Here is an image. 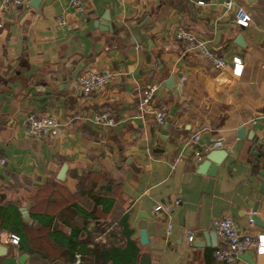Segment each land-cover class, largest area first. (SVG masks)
<instances>
[{
	"label": "crops",
	"instance_id": "0c3cea01",
	"mask_svg": "<svg viewBox=\"0 0 264 264\" xmlns=\"http://www.w3.org/2000/svg\"><path fill=\"white\" fill-rule=\"evenodd\" d=\"M225 1L80 0L83 9L74 11L71 0H39L36 8L26 0L0 7V239L14 233L2 227L3 209L28 214L11 219L20 222L26 250L0 241V264H75L66 245L71 228L81 230L76 243L84 264H101L88 241L102 246L109 240L105 232V241L96 242L91 232L123 216L138 248L135 264L143 254L150 264H264V253L255 250L234 263L213 256L220 243L215 218L227 215L238 229L264 234L249 224L254 203L264 220V193L258 198L264 182V0H230L232 8ZM239 6L251 16L246 27L236 22ZM61 13L65 27L56 23ZM131 26L142 43L132 41ZM179 26L227 60L223 73L185 49L175 37ZM238 34L246 48L234 43ZM146 39L153 43L150 53ZM232 56L243 63L240 76L232 74ZM82 61L84 69L108 70L112 78L99 91L83 93L71 77ZM150 83L157 85L153 106L167 111L161 124L151 108H137ZM101 111L115 124H97ZM31 112L54 116L60 133L27 136ZM239 128L253 137H238ZM223 148L215 174L210 167L200 173L206 153ZM177 197L181 202L170 214L155 213V205ZM76 207L94 218L85 219ZM38 215L52 217L50 227ZM141 229L147 244L140 242ZM186 230L193 231L192 241ZM110 241L124 246L127 240Z\"/></svg>",
	"mask_w": 264,
	"mask_h": 264
},
{
	"label": "built area",
	"instance_id": "2783aa9c",
	"mask_svg": "<svg viewBox=\"0 0 264 264\" xmlns=\"http://www.w3.org/2000/svg\"><path fill=\"white\" fill-rule=\"evenodd\" d=\"M26 0H0V7H11L19 5ZM198 4H204L205 0H197ZM225 7L232 8V2L230 0L223 3ZM71 8L74 11H81L83 6L80 0H71ZM235 19L237 24L242 27L249 25L251 21L250 14L242 6L237 7L235 11ZM56 23L59 27H65L67 25L64 13H61L56 17ZM2 23L0 22V27ZM175 37L179 41L183 42L187 51H194L200 56L207 59L211 67L217 72V74L223 73L228 63L227 60L221 56L216 50L207 47L206 42L196 37L191 31L185 29L182 26L177 27L175 31ZM232 74L240 76L243 70V63L238 56H232L231 58ZM113 73L108 70H96L87 68L82 70L76 77V85L85 94H89L102 89L108 81L112 78ZM157 85L154 83L147 84L141 92L140 100L137 108L140 112H144L151 108L153 114V120L157 124H161L165 121L167 116L166 108L163 105H154L155 94ZM152 106V107H151ZM94 121L101 126H112L115 124V119L107 111H101L94 116ZM254 122V120H252ZM24 132L29 137H50L56 136L60 133L59 121L51 115L29 113L24 122ZM198 134L193 135L191 141H196ZM195 156L198 160L201 159V152H195ZM181 202V198H175L172 203H158L154 207V211L159 214H170L174 206ZM115 224V223H114ZM114 224L112 226H114ZM249 224L252 225V220L249 219ZM109 227L104 232L99 233L92 232L94 241H105V232L112 228ZM214 230L217 234L220 243L215 247L213 256L216 261L224 263H234L240 256L249 250H255L258 254L264 253V234L253 236L250 232L238 229L234 221L227 215L215 218L213 220ZM168 229L171 224H168ZM186 238L188 241L193 239V231L186 230ZM2 243H11L18 245L19 237L15 233H7L5 237H1ZM74 263H82V256L76 252L74 254Z\"/></svg>",
	"mask_w": 264,
	"mask_h": 264
},
{
	"label": "trees",
	"instance_id": "16d2710c",
	"mask_svg": "<svg viewBox=\"0 0 264 264\" xmlns=\"http://www.w3.org/2000/svg\"><path fill=\"white\" fill-rule=\"evenodd\" d=\"M13 210H11V208H5L3 209V213H4V223L2 225V227H8L10 228V230L14 231V233L16 235H18L19 237V243L21 245V248L26 250V245H25V239L23 237V235L21 234V232L19 231V221L14 220L11 221V219L13 218L14 215H20L21 212L17 210V208L13 207ZM76 212L80 213L85 219L88 216H92L91 214L87 213L86 211L77 208L76 207ZM94 218V217H93ZM52 217L47 216V215H38L36 216V220L44 227H50L51 221H52ZM126 216H123L121 220L117 221V223H106V224H97V226H95V230H97L98 232L102 233L104 232L106 229H108L109 227H111L113 224L114 226H112L111 229H109L106 232V236L108 238V243L109 245H102L99 246L95 243H93V241L89 240L88 243L89 244H93V247L90 248L89 252L94 255L95 257H97L98 259H100L101 264H107V262H111L112 264H135L136 259H137V255H138V248L136 246V244L131 241L129 239V234L130 231L127 227L126 224ZM81 233V230L78 229H74L71 228V231L69 233V235L67 236V247L69 250V254L73 257L74 259V254L76 252L80 253L82 256V263L80 264H84V259H83V252L81 249L77 248V239L79 237ZM92 233V232H91ZM91 233L88 232V234L90 235ZM88 235V236H89ZM125 237L126 238V243L124 244V246L119 245V242H112L110 241V237ZM60 242V241H59ZM62 243V242H60Z\"/></svg>",
	"mask_w": 264,
	"mask_h": 264
},
{
	"label": "water",
	"instance_id": "95a60500",
	"mask_svg": "<svg viewBox=\"0 0 264 264\" xmlns=\"http://www.w3.org/2000/svg\"><path fill=\"white\" fill-rule=\"evenodd\" d=\"M38 1L39 0H33V2H31V5L33 7H37V4H38ZM247 2H253L255 0H246ZM104 21H108L109 20V17L107 14H105L102 18ZM143 24L144 22H141L139 25H136L135 27L138 29H142L143 27ZM108 26V25H107ZM135 27L131 26L130 27V30L133 34V38H132V41L133 42H139V43H142V40L140 38V35L139 33H137L135 31ZM234 43L236 45H238L239 47L241 48H246L247 47V44L246 42L244 41L243 37L241 34H238L235 38H234ZM146 44H147V51L150 53L151 51V47H152V41L150 39H146ZM148 56H150V54H148ZM87 66V63L86 61H82L80 62L77 67L75 68V70L72 72L71 74V77L73 79H75L78 75V73L83 70L85 67ZM172 78L169 79V81H171ZM168 83V82H167ZM237 136L238 137H248V138H252L253 137V133L251 131H245L244 128H239L237 130ZM259 143H262V141H259ZM227 148H223L221 152L217 151L216 149L215 150H209L207 153H206V156H205V159L202 161L201 164H199V167H198V171L200 173H203L205 171L208 170V167L209 168V171L208 173L211 174V175H214L215 174V171H216V166L217 164H219L222 160V157L225 155V153H227ZM66 170V166H63L61 171H60V174H59V179L60 180H63V175H64V172ZM262 173H264L262 171ZM264 193V182L261 184V187H260V190H259V195H258V198L261 196V194ZM256 210H257V204L254 203V205L252 206V213L249 217V219L252 220V223L258 227H261L264 229V220H262L257 214H256ZM20 211L22 212L23 214V217L25 220L28 219V214H27V211L24 209V208H20ZM213 235V234H212ZM214 236L215 238H217V234L216 232L214 231ZM139 237H140V242L141 244H147L148 242V239H147V234H146V231L145 229H141L139 231ZM240 258L242 259H245L247 260L248 256L246 254H242L240 256ZM138 264H150V257L147 255V254H143L139 260V263Z\"/></svg>",
	"mask_w": 264,
	"mask_h": 264
}]
</instances>
